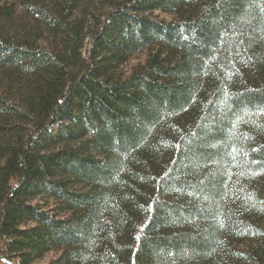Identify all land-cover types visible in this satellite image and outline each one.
<instances>
[{
    "label": "trees",
    "instance_id": "trees-1",
    "mask_svg": "<svg viewBox=\"0 0 264 264\" xmlns=\"http://www.w3.org/2000/svg\"><path fill=\"white\" fill-rule=\"evenodd\" d=\"M49 252L264 264V0H0V254Z\"/></svg>",
    "mask_w": 264,
    "mask_h": 264
},
{
    "label": "rangeland",
    "instance_id": "rangeland-1",
    "mask_svg": "<svg viewBox=\"0 0 264 264\" xmlns=\"http://www.w3.org/2000/svg\"><path fill=\"white\" fill-rule=\"evenodd\" d=\"M92 7L96 8L97 5L96 4L91 5V9H92L91 11H94L95 8L93 9ZM154 15H157L158 17H163L166 19H169V17H170L169 15H167L161 11H155ZM87 48H88V40L85 41V45H84V48L82 50L83 55H86ZM145 57H146V53H141L137 56H134L125 65H123V70L126 72L129 71V69L132 66L136 65L137 63L143 62ZM56 128H57V126L55 125L51 130L52 133L56 131ZM55 257H56V254L54 252H49L42 259H39V260L33 262L32 264H48ZM0 264H16V261L12 257L7 256L6 254L2 253V254H0Z\"/></svg>",
    "mask_w": 264,
    "mask_h": 264
},
{
    "label": "snow or ice",
    "instance_id": "snow-or-ice-1",
    "mask_svg": "<svg viewBox=\"0 0 264 264\" xmlns=\"http://www.w3.org/2000/svg\"><path fill=\"white\" fill-rule=\"evenodd\" d=\"M139 238V237H138Z\"/></svg>",
    "mask_w": 264,
    "mask_h": 264
}]
</instances>
